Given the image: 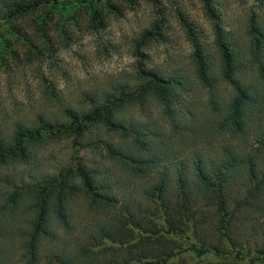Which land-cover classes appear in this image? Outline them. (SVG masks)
I'll return each mask as SVG.
<instances>
[{
	"label": "trees",
	"instance_id": "1",
	"mask_svg": "<svg viewBox=\"0 0 264 264\" xmlns=\"http://www.w3.org/2000/svg\"><path fill=\"white\" fill-rule=\"evenodd\" d=\"M91 1L100 0H0V23L45 5ZM254 1L257 10L234 31L213 14L215 56L182 20L194 79L206 93L200 119L180 103L177 91L189 86L178 71L138 63L132 82L83 92L80 107L57 101V114L0 130V162L31 161L30 147L44 135L62 136L73 149L70 165L36 180L4 178L0 264H173L185 253L206 264H264V0ZM221 85L229 88L227 98ZM147 96L159 106L160 130L119 112L120 104L135 101L143 113ZM188 118L194 122L183 124ZM92 130L102 133L90 136ZM86 146L102 147L98 158L113 168L112 182L77 155ZM74 199L112 215L70 234L67 207Z\"/></svg>",
	"mask_w": 264,
	"mask_h": 264
},
{
	"label": "rangeland",
	"instance_id": "2",
	"mask_svg": "<svg viewBox=\"0 0 264 264\" xmlns=\"http://www.w3.org/2000/svg\"><path fill=\"white\" fill-rule=\"evenodd\" d=\"M250 10H257L254 0H100L45 5L12 18L8 24L0 23V130H9L16 121L29 122L36 114H57V101L80 107L83 92H99L114 82H132L138 63L165 73L178 71L189 86L184 92L177 91L180 103L200 119L206 114V93L194 79L193 48L182 20L196 29L199 42L215 56L212 17L220 16L225 29L234 31L243 28ZM143 32L147 35L141 43ZM219 92L227 98L229 88L221 85ZM150 99L145 98L144 116L135 101L120 104L119 112L125 118L140 120L149 129L160 130V109ZM186 109H180L181 115H186ZM187 122L194 121L188 118L183 124ZM99 132L92 130L90 136ZM101 149L86 146L77 155L85 157L89 167L100 170V178L112 182L113 168L98 158ZM30 150L31 161L11 158L0 162V188H8L5 177L29 182L71 164L73 149L62 136L44 135ZM91 159L95 164L89 163ZM26 200L22 193L18 209V213L24 212L21 219L28 216ZM67 208L72 217L69 224H74L70 234L75 235L84 226L112 215L110 208L90 207L79 199ZM54 231L62 233L58 228ZM205 260L185 253L173 264L210 262ZM45 263L46 259L38 262Z\"/></svg>",
	"mask_w": 264,
	"mask_h": 264
}]
</instances>
